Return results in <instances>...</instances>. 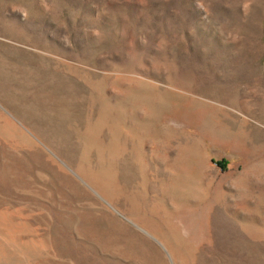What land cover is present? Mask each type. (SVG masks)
Segmentation results:
<instances>
[{"label": "rangeland", "instance_id": "rangeland-1", "mask_svg": "<svg viewBox=\"0 0 264 264\" xmlns=\"http://www.w3.org/2000/svg\"><path fill=\"white\" fill-rule=\"evenodd\" d=\"M0 264H264V0H0Z\"/></svg>", "mask_w": 264, "mask_h": 264}]
</instances>
